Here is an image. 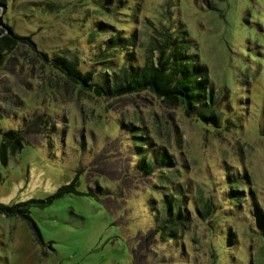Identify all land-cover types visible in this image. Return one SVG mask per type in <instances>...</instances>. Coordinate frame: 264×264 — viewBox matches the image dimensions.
<instances>
[{"label":"rangeland","instance_id":"rangeland-1","mask_svg":"<svg viewBox=\"0 0 264 264\" xmlns=\"http://www.w3.org/2000/svg\"><path fill=\"white\" fill-rule=\"evenodd\" d=\"M2 1L0 35L8 24L46 57L93 73L122 63L123 48L94 55L110 32H133L132 60L141 63L151 34L181 21L220 116L204 123L146 89H81L17 43L0 63V129H17L23 140L0 160V201L43 198L75 174L79 192L30 206L41 241L26 219L0 214V264H264V234L249 211L251 200L264 210V0H119L121 13L97 0ZM98 21L108 30H96ZM130 133L175 164L143 174ZM227 173L239 200L226 197ZM174 184L186 195V216L169 235L155 217L165 193L180 199ZM197 194L214 205L206 218L194 211Z\"/></svg>","mask_w":264,"mask_h":264},{"label":"trees","instance_id":"trees-1","mask_svg":"<svg viewBox=\"0 0 264 264\" xmlns=\"http://www.w3.org/2000/svg\"><path fill=\"white\" fill-rule=\"evenodd\" d=\"M2 0L0 3L2 4ZM99 7L112 12L118 11L119 0H97ZM134 11V8L131 9ZM169 11V10H167ZM121 13V12H120ZM169 14L166 18L169 19ZM179 22V20H178ZM171 22L163 24V29L159 30L158 35H152L148 41V46L144 48L143 59L141 63L132 60L134 56L130 45L134 43V33L122 32L123 29L109 33L103 39V43L98 47H94V55L105 56L109 49L117 52L118 49L124 50L122 54V63L114 67H103L97 73H93L90 69L80 70L76 63L64 56L53 55L46 57V54L35 48L34 42L29 35L19 34L13 31L8 24L3 23L6 31L0 35V63L6 60V54L19 42H25L40 57L48 59L54 67L60 70L67 79L75 83L79 88L92 91L99 95L116 96L120 94L130 93L146 89L155 96L159 97L166 104H178L181 111L192 118H199L204 123L215 125L218 123L220 112L217 110L215 96L212 94L211 87L208 85L206 68L202 63L197 61L195 54L189 52L190 39L188 32L179 23ZM109 24L96 22L94 28L96 30L104 28L108 30ZM104 30V31H105ZM0 31L2 28L0 27ZM104 62H112L101 60ZM105 70V71H104ZM106 70H109L108 72ZM1 116V113H0ZM127 131H132L134 127L131 123L124 124ZM136 128V126H135ZM264 131V127L262 128ZM0 160L6 159L8 152L17 150L23 140L20 131L14 128L0 129ZM132 138V146L134 153L139 157L137 168L143 174H148L160 167H171L175 164L172 155L166 152L162 147L151 144L144 135L139 133H130ZM160 172H162L160 170ZM77 174L69 181L59 184L54 191L45 197H29L12 203H4L0 201V214L13 216L17 215L26 219L30 223V227L34 229L36 239L41 241V235L30 215V206H45L54 198L64 193L79 192L75 187ZM161 175L160 179H162ZM166 178V177H165ZM237 180V179H236ZM231 173L226 174V183L228 189L226 197L233 201L239 200L240 189L236 187V181ZM181 188L173 185V191L180 194L173 197L171 193H165L161 200V210L163 215L161 220L156 218L155 227L170 226L169 235H175L174 227L183 224L185 194L180 193ZM199 201L194 207V211L202 218L210 215L214 205L208 198H202L201 194H197ZM235 205H238L236 203ZM249 211L253 222L264 234V210L261 209L254 201H250ZM250 214V213H249ZM165 223V224H163ZM161 228V227H159ZM150 234L152 233L149 232ZM232 235V231H229ZM231 240V238H230Z\"/></svg>","mask_w":264,"mask_h":264}]
</instances>
